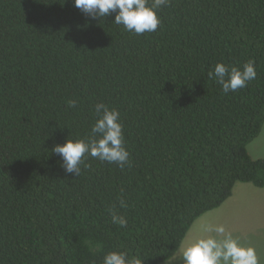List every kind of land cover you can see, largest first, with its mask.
<instances>
[{
	"label": "trees",
	"instance_id": "trees-1",
	"mask_svg": "<svg viewBox=\"0 0 264 264\" xmlns=\"http://www.w3.org/2000/svg\"><path fill=\"white\" fill-rule=\"evenodd\" d=\"M157 14L136 35L74 0H0V264L110 251L163 264L235 184L264 188L247 150L264 125V0H169ZM249 59L256 79L236 92L208 77ZM100 102L120 112L130 165L87 156L67 174L51 149L86 138Z\"/></svg>",
	"mask_w": 264,
	"mask_h": 264
},
{
	"label": "clouds",
	"instance_id": "clouds-1",
	"mask_svg": "<svg viewBox=\"0 0 264 264\" xmlns=\"http://www.w3.org/2000/svg\"><path fill=\"white\" fill-rule=\"evenodd\" d=\"M168 3L169 0H74V6L90 20L114 13V23L136 35L155 32L161 24L157 12ZM256 76L255 61L252 59L242 66L218 62L208 72L209 79H214L225 95L246 87ZM77 104V100L67 102L69 108H75ZM93 110L96 119L86 138H66L63 144H56L51 149L60 157L65 173L76 177L80 175L81 165L87 156L116 164L121 170L130 165L120 112L103 102L95 104ZM84 166L87 167L86 164ZM120 207H126L124 200H120ZM109 214L113 224L127 226L126 217L117 210L110 209ZM203 230L208 235L191 241L187 246L182 245L179 255H173L169 260L181 258L183 264H258L255 249L243 245L224 225L207 224ZM103 264H143V261L126 251H110L105 254Z\"/></svg>",
	"mask_w": 264,
	"mask_h": 264
},
{
	"label": "rangeland",
	"instance_id": "rangeland-1",
	"mask_svg": "<svg viewBox=\"0 0 264 264\" xmlns=\"http://www.w3.org/2000/svg\"><path fill=\"white\" fill-rule=\"evenodd\" d=\"M247 150L252 159H264V125ZM207 224L224 225L243 245L254 248L258 264H264V188L246 183L235 184L227 201L193 223L181 246H187L191 241L208 235L203 230ZM176 255H179V251ZM163 264H183V261L177 258Z\"/></svg>",
	"mask_w": 264,
	"mask_h": 264
}]
</instances>
